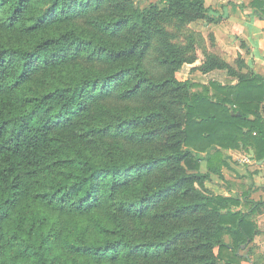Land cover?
<instances>
[{
  "label": "trees",
  "instance_id": "16d2710c",
  "mask_svg": "<svg viewBox=\"0 0 264 264\" xmlns=\"http://www.w3.org/2000/svg\"><path fill=\"white\" fill-rule=\"evenodd\" d=\"M199 19L204 0H0V264L245 258L264 201L206 184L224 151L263 158L264 76L203 45L196 68L234 82L178 78L196 42L167 26Z\"/></svg>",
  "mask_w": 264,
  "mask_h": 264
},
{
  "label": "crops",
  "instance_id": "0c3cea01",
  "mask_svg": "<svg viewBox=\"0 0 264 264\" xmlns=\"http://www.w3.org/2000/svg\"><path fill=\"white\" fill-rule=\"evenodd\" d=\"M204 2L208 6L210 16L217 18L210 22L201 20V24L195 28L206 51L218 55L230 64L239 57L245 63L244 70H252L264 76V14L259 15L255 11L251 4L252 0H204ZM203 57V52L198 51V58L194 62L184 64L188 69H196ZM201 78L203 83H207L211 78L222 83L235 80L224 69L201 72ZM249 153L246 162H254L258 168L263 167L264 156L260 160H254L252 149H249ZM259 178L262 179L260 175ZM244 193L245 191L241 195ZM249 197L256 201H264V194L255 199L249 193ZM253 220L256 224V233L248 247L243 250L245 258L239 264H264V207L254 215ZM250 246L253 251L248 254L246 251Z\"/></svg>",
  "mask_w": 264,
  "mask_h": 264
},
{
  "label": "rangeland",
  "instance_id": "374dc122",
  "mask_svg": "<svg viewBox=\"0 0 264 264\" xmlns=\"http://www.w3.org/2000/svg\"><path fill=\"white\" fill-rule=\"evenodd\" d=\"M150 1L154 0H135L140 7H143ZM201 20L202 19L195 20L180 27L173 24H170L167 27L173 34V40L182 44L187 42L188 36L192 32L193 40L196 42L194 50L195 54H197L204 45L201 39L197 41L194 36L197 32L195 28L201 24ZM183 64L176 72V76L180 79H193L192 81L202 84L203 79L201 78V71L197 68L188 69L187 65ZM155 68L156 70H160L159 66H155ZM195 88L200 87L195 86ZM249 155V151L244 149H229L224 151L222 157L225 158L227 165L221 164L222 175L219 177L217 175H213L211 181H207L206 185L208 188L215 193L224 195L232 194L234 196H241L242 192L248 191L255 199H257L258 196H262L264 194V165L263 167L258 168L254 162H246ZM200 167L202 170H206L204 162L201 163ZM259 175L262 179L259 178Z\"/></svg>",
  "mask_w": 264,
  "mask_h": 264
}]
</instances>
